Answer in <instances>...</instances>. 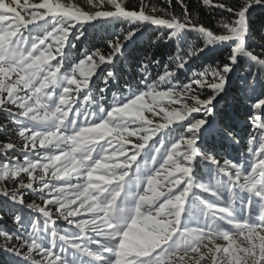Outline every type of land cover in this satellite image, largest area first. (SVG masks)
Instances as JSON below:
<instances>
[{
  "label": "snow or ice",
  "instance_id": "6c2138e0",
  "mask_svg": "<svg viewBox=\"0 0 264 264\" xmlns=\"http://www.w3.org/2000/svg\"><path fill=\"white\" fill-rule=\"evenodd\" d=\"M199 5L215 27L187 0H0V264H264V0ZM149 29L174 51L121 83ZM234 77L239 139L216 124Z\"/></svg>",
  "mask_w": 264,
  "mask_h": 264
},
{
  "label": "trees",
  "instance_id": "16d2710c",
  "mask_svg": "<svg viewBox=\"0 0 264 264\" xmlns=\"http://www.w3.org/2000/svg\"><path fill=\"white\" fill-rule=\"evenodd\" d=\"M190 4L192 10L199 13L201 19L209 26H216V19L218 18V13L212 12L208 9H202L199 5V0H187ZM138 3V0H130V4L135 5ZM175 4V0H173ZM177 14L181 11L177 6L175 8ZM107 26L101 27L98 26L95 30H89L88 33V42L80 45V49L83 50L86 47H90L92 44H95L101 48L104 47L105 42V28ZM122 27H127L123 25ZM253 30H254V50L257 54L261 53L260 45H264V12H256L253 16ZM159 33L154 32L152 29H149L144 33L143 36L139 38L137 43L133 45V49H130L131 60L122 62L118 65L120 69V76L123 79H128L129 77L135 76V69L137 66V61L142 59L145 55H154L156 58L161 60H167L168 55L174 51V44H166L163 41H160L158 44H153L156 36ZM73 55H77L76 52H73ZM226 56L224 51H216L208 53L207 58L203 61L204 63H213L217 59L223 60ZM158 71V70H157ZM249 69L245 66L239 73L238 77H244L247 75ZM238 77L233 78V90L232 97L222 105L220 115L217 117L216 124L218 127L224 129L227 132L238 134L237 138H246L250 127L248 124V115L250 113V106L252 101H249L244 93L240 91V85L242 80ZM102 80L96 81L97 89L102 87ZM113 91H116V88L113 87ZM2 122V120H0ZM210 143H213L218 151H221L223 154H231L233 156L238 155L240 149L236 145H231L227 140H222L220 137H210Z\"/></svg>",
  "mask_w": 264,
  "mask_h": 264
}]
</instances>
